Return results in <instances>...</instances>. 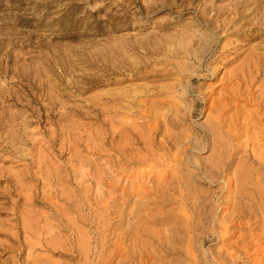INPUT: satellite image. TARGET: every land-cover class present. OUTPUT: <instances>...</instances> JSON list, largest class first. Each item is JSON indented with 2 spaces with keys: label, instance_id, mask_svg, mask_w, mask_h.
I'll return each instance as SVG.
<instances>
[{
  "label": "rangeland",
  "instance_id": "1",
  "mask_svg": "<svg viewBox=\"0 0 264 264\" xmlns=\"http://www.w3.org/2000/svg\"><path fill=\"white\" fill-rule=\"evenodd\" d=\"M231 4L234 0H0V264H103L98 246L113 241L119 216L126 218L135 207L146 230L166 234L178 228L154 221L179 209L175 200L168 202L177 198L173 178L186 182L212 158L203 131L207 110L198 107L177 128L165 127L161 115L175 108L186 113L196 86L217 98L225 76L237 70L251 94L232 96L224 115L228 135L221 140L235 149L232 175L245 158L244 124L249 123L247 137L262 135L264 119L254 110L264 86L258 72L264 67V38L245 36L256 20L252 5L241 7L244 17L224 28L207 26L199 17L203 10L207 16L219 10L218 20L228 22L235 11ZM195 57H205L202 69ZM154 120L160 132L147 137ZM166 130L198 132L193 142L203 138L205 149L171 162L174 173L162 183L155 173H144L150 164L163 170L161 156L168 162L173 150L158 149ZM256 145L262 150L264 140ZM245 160L246 167L256 168ZM197 179L186 182L191 199L225 200L222 183ZM193 208L183 207L196 221L200 208ZM220 212L214 219H221ZM208 227L195 232L192 254L198 264H213L211 256L224 253L228 244L235 248L238 234L210 241ZM77 233L88 235L91 245L74 261L69 255L79 249ZM178 255L162 260L185 259Z\"/></svg>",
  "mask_w": 264,
  "mask_h": 264
},
{
  "label": "bare ground",
  "instance_id": "2",
  "mask_svg": "<svg viewBox=\"0 0 264 264\" xmlns=\"http://www.w3.org/2000/svg\"><path fill=\"white\" fill-rule=\"evenodd\" d=\"M231 5L234 6L235 11L234 15L232 14L233 16L232 18H230V20H228V22H226L224 19L218 20V18L222 16V13L219 10L214 11V13L211 14L212 17L207 16L206 10H203L201 11V15L199 17L204 23H206L207 26L214 23L217 28H224L227 24L233 21L234 17L239 18L244 15L243 10H240L241 7L243 8L248 7V5H252V7H250V10L255 11L254 17L256 20L253 23V26H250V29L247 30L248 33L245 36L248 37V39H257L262 37L264 38V0H234V4ZM258 14L260 15L257 16ZM206 55L208 56V53ZM203 58H193V61L197 62L198 69H202L203 67ZM250 66L251 68L253 67L252 65ZM191 67L193 68V65L189 66V73H194V68L192 70ZM258 72L260 73V75H262V77H264V67H260ZM225 78L227 84L222 86L221 90L223 91L219 93L220 96H218L217 98L215 95V98H212L211 94L205 92L202 93L200 91V87L196 86V88L191 89V92L196 93L197 96L192 100V106H190L189 110L186 113H181L180 110L175 108L174 112L171 115V112L169 111L170 116L161 115L162 122L165 127L167 124L173 128H177L180 125V122H185L188 117H193L194 114L197 113L198 107H200L201 111L207 110V124L204 126L203 131L206 134V140H210V142L207 141V144L208 146H211L213 155L210 160H208L206 163L201 164L190 175H187L186 182L188 180L197 182V178H199L202 182L211 184L222 183L220 189L223 190L222 192L226 193L225 200H222L220 198L215 199L217 204L216 205L215 202H211L210 199L206 197L200 199H193L192 197L191 199L190 195L187 192L188 182L183 183V181H180L178 177L173 178L174 182L172 191L175 190L174 192L177 193V198H172V194V197L169 196L170 199L168 202L170 204L175 200L177 204H179V209L177 213L169 212L168 214L163 215V218L161 217L160 220H156L154 221V223L167 225L170 222H174V224L177 225L178 228L169 230L166 232V234H159L156 232L153 233L143 227L145 221L143 222V218H141L142 214L139 215V208L136 209L135 207L134 210L132 209L128 213H126L125 217L128 218L127 221L125 220L126 218H124V214L121 213V215L119 216L118 225L114 228L115 232L110 233V235H113V241L108 245H105V243H101V245L99 244L100 246H98L99 253L96 254H98V258L101 263L113 264L115 259H117L118 257L120 258V260L116 262V264H165V261L162 260L163 257H173L179 253L180 255H184L185 259H183L182 261L174 259L173 263L198 264L199 262H194L196 258L192 254V249L194 248L193 243L194 240H196L194 239L195 232L197 231V228L200 229V226L207 228L208 226L212 225L211 228L208 227L211 230V233L207 235V238L210 241L218 239V241L222 243L238 234L236 240L232 243L235 247L234 250H231V247L228 244L227 248H225L226 250L224 253H218L216 256H211L212 253H209L213 264H264V156L262 157V154H260L264 148L261 150L260 145H256V147L254 146V144H259L260 141L264 140V124L260 129V134L262 135L255 138L253 136V138L247 137L249 123L244 124L246 127V131L243 134H245L244 136L246 137V140L243 143L242 147L244 148L243 151L245 154V158L239 159L237 161L236 170L232 173V175L229 176L228 171L235 161L233 156L235 149L227 147V144H225L221 140L224 137V134L225 136L228 135H226V130L224 131V127L227 122V120L224 118V115L227 111L228 106L231 105V102H229V100L232 98V96H246V94L248 95L251 93L247 91V87L249 85H247L245 75H243V73L241 74L239 73V71L234 70L230 74L225 76ZM253 78L255 77H251L249 79L250 83ZM195 80V77L188 78V82L191 83H194ZM237 80H239V84L233 83ZM243 85H245V89L242 92L241 90ZM261 88L262 89L260 93H258L257 97L259 103L257 104V108L254 111L262 117L261 119H264V86H262ZM158 132H160V123L158 120H154L153 128L151 130H148L147 137L156 135V133ZM198 136V132H191V134H173L169 133L167 130L164 131V142L158 145V149L161 151L173 150V152L170 155L168 154V162H166V158L164 160L162 156L158 159L161 164L164 163L163 170L160 169L161 171L158 170L157 172V168L154 167L155 165L152 166V164H150L147 165L148 170L144 173V175L155 173L154 175L156 179H160V182L162 183L165 182V176L174 173V170H172V165H170L171 162H177L181 160L180 158L182 156L184 157L189 152L205 149V144L204 142H202L203 138H201L200 141L196 143L193 142V139H197ZM138 139H140L142 142V140L144 139L142 134H139ZM254 139L259 140L254 143ZM251 143L252 145L248 146ZM149 145L152 146V142L151 144L149 143ZM247 146L248 149H246ZM148 147H146L147 151ZM259 149L261 150V152H259ZM245 159H247V161L251 160V164L253 166L255 165L256 168H252L251 166L246 167ZM168 168L170 170H166ZM150 169H154L155 172H150ZM160 196L161 198L163 197L162 194ZM164 200L165 199H163L162 201ZM189 204H191V206L193 205L194 208H200L197 213L196 221H193V214H187V211L183 209V207H185L186 205L188 206ZM218 208L221 209L220 213H223V216L220 220H218L217 218L214 219L215 212ZM123 225H125L124 229H122ZM116 230H119L120 232H117L118 234H115ZM97 231L99 230L97 229ZM180 232H183V234L181 236H178ZM77 234L79 240V245L77 248H79L78 250L81 251L74 250L70 252L71 255H69V257L72 260L80 257V254L84 255L87 254V252L89 253V251H87V246L91 241H87L88 235H85L83 233ZM191 234H193V236ZM100 239L99 241L102 240ZM181 245H183V248ZM108 247H111V249L107 251ZM104 254L106 255L104 256ZM88 260L86 262H88Z\"/></svg>",
  "mask_w": 264,
  "mask_h": 264
}]
</instances>
